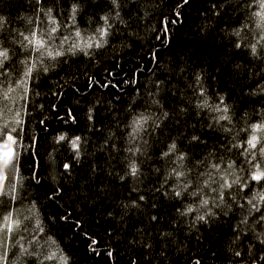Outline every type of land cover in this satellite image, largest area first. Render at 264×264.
Instances as JSON below:
<instances>
[{"label": "trees", "instance_id": "trees-1", "mask_svg": "<svg viewBox=\"0 0 264 264\" xmlns=\"http://www.w3.org/2000/svg\"><path fill=\"white\" fill-rule=\"evenodd\" d=\"M0 16V264H264V0ZM53 27L62 55L32 67L19 34Z\"/></svg>", "mask_w": 264, "mask_h": 264}, {"label": "snow or ice", "instance_id": "snow-or-ice-1", "mask_svg": "<svg viewBox=\"0 0 264 264\" xmlns=\"http://www.w3.org/2000/svg\"><path fill=\"white\" fill-rule=\"evenodd\" d=\"M4 27V17L0 16V29H2ZM56 32V28L53 27L50 29L49 35L47 37L44 36L43 32L39 30V34L37 33V31H30V34L25 35L23 32H21L19 35L23 37L22 40H19L18 43H20L24 48H29L31 47L33 49V54L35 53H39L38 56L35 57V61L32 64V67L36 66V62L40 61L41 57H43L44 55H48L51 56L52 58H55L56 56H60L62 55V49L59 48H55L54 44H50L49 41L53 40V35ZM77 36H79V33L77 32L76 34ZM25 41L27 43H25ZM73 47H75V45H73ZM8 56V51L7 49H3L0 50V57H3L4 59H7ZM0 64H3V60H0ZM31 67L28 70V74L30 75L31 73ZM25 83H27V80L25 81ZM140 122H137V127H139ZM133 131H136V129H133ZM63 137H61L62 139ZM255 139V138H253ZM8 141H12V143H15V138L12 137L10 134L7 136L6 140L3 142H0V149H4V148H8ZM251 144L252 147H255V144L250 141L249 142ZM73 147L78 148V144L76 141H73ZM173 148L175 147V145L172 146ZM5 154H11V149H9L8 153ZM167 155V153L165 154ZM77 156H79V152H77ZM182 159V157H181ZM64 168H68V165L65 164ZM136 169L133 168L132 172L135 173ZM177 175V179H179L181 176L184 175L183 172H178L176 173ZM254 179H261L260 176H256L254 177ZM225 183H227V180H225ZM205 184H207V181H205ZM230 186V185H229ZM184 188H187V184L184 185ZM176 195L179 196L180 192L177 191ZM141 200L144 199L143 196L140 197ZM188 211H191V209H188ZM152 219H155V217H152ZM11 230V226H9V231ZM41 231H43V229H41ZM93 243H95V241H93Z\"/></svg>", "mask_w": 264, "mask_h": 264}, {"label": "rangeland", "instance_id": "rangeland-1", "mask_svg": "<svg viewBox=\"0 0 264 264\" xmlns=\"http://www.w3.org/2000/svg\"><path fill=\"white\" fill-rule=\"evenodd\" d=\"M9 149H11V154H5L8 153ZM12 158H13L12 141H8V148L0 149V190L2 188V184L4 180V168L12 160Z\"/></svg>", "mask_w": 264, "mask_h": 264}, {"label": "clouds", "instance_id": "clouds-1", "mask_svg": "<svg viewBox=\"0 0 264 264\" xmlns=\"http://www.w3.org/2000/svg\"><path fill=\"white\" fill-rule=\"evenodd\" d=\"M206 203V202H205Z\"/></svg>", "mask_w": 264, "mask_h": 264}]
</instances>
